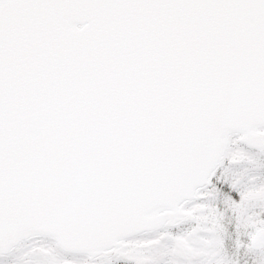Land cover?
<instances>
[{"label":"snow or ice","instance_id":"1","mask_svg":"<svg viewBox=\"0 0 264 264\" xmlns=\"http://www.w3.org/2000/svg\"><path fill=\"white\" fill-rule=\"evenodd\" d=\"M0 264H264V0H0Z\"/></svg>","mask_w":264,"mask_h":264}]
</instances>
